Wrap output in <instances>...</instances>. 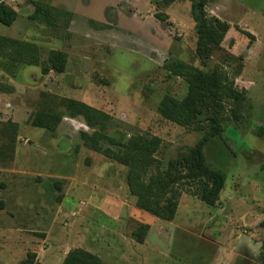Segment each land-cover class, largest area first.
Returning <instances> with one entry per match:
<instances>
[{
    "label": "rangeland",
    "instance_id": "rangeland-1",
    "mask_svg": "<svg viewBox=\"0 0 264 264\" xmlns=\"http://www.w3.org/2000/svg\"><path fill=\"white\" fill-rule=\"evenodd\" d=\"M2 1L19 16L12 25L0 23V33L37 42L41 61L0 57V264H62L75 247L105 264H263L264 0L209 2V13L231 26L210 57L198 53L189 0H40L71 10L69 28L32 20L33 0ZM52 49L68 53L65 72L52 70ZM171 58L207 73L223 68L249 107L239 120L228 102L224 131L203 149L226 174L217 202L200 198L198 182L179 180L177 214L168 221L137 206L128 166L88 147L81 135L94 129L64 102L107 112L105 132L119 140L160 136L157 156L167 168L206 135L158 110L166 94L188 93V83L165 68ZM44 110L63 115L55 132L33 125ZM141 224L150 225L143 243L134 235Z\"/></svg>",
    "mask_w": 264,
    "mask_h": 264
},
{
    "label": "trees",
    "instance_id": "trees-1",
    "mask_svg": "<svg viewBox=\"0 0 264 264\" xmlns=\"http://www.w3.org/2000/svg\"><path fill=\"white\" fill-rule=\"evenodd\" d=\"M176 0H165L172 3ZM193 2L195 20L199 34L198 53L210 57L216 47L224 41L230 23L209 13L207 6L211 0H189ZM34 11L30 18L50 25L69 28L73 20V12L69 9L55 6L40 0H33ZM19 12L12 5L0 2V23L12 25ZM165 21L167 14H156ZM109 24H101L100 28H108ZM254 37L249 31H245ZM0 57H6L25 65H39L41 47L37 42L23 40L0 33ZM68 53L52 49L49 62L53 71L65 72L68 63ZM165 68L173 75L184 79L188 85L185 98L179 99L166 94L160 101L158 110L168 120L195 130H206V135L188 152L173 159L167 168L162 166L158 158L163 139L158 135L133 134L126 140L109 136L105 130L111 116L94 106L75 99H65V105L70 115H83L88 125L94 129L92 133L82 132V138L88 147L104 156L128 166L127 183L130 193L137 198V206L151 212L155 216L171 221L177 214L180 192L179 180L187 183H199V196L210 205L217 202L226 181V174L213 167L206 159L204 147L212 137L221 135L224 131L223 122L228 116L225 111L231 106L236 119L244 117V111L249 107L247 95L239 91L234 80L223 68H216L207 73L200 67L182 59L171 58L165 62ZM63 115L52 111H39L33 118V125L46 128L51 132L57 130ZM259 136H264V125L258 130ZM106 140L109 145L104 144ZM264 169V164L263 167ZM264 226V220L262 221ZM150 229L149 224H141L134 235L138 242L143 243ZM264 264V252L261 257ZM23 264H33V260ZM62 264H105L103 259L83 248H72Z\"/></svg>",
    "mask_w": 264,
    "mask_h": 264
},
{
    "label": "crops",
    "instance_id": "crops-1",
    "mask_svg": "<svg viewBox=\"0 0 264 264\" xmlns=\"http://www.w3.org/2000/svg\"><path fill=\"white\" fill-rule=\"evenodd\" d=\"M13 84V83H12ZM13 85H15V84H13ZM15 87H17L16 85H15Z\"/></svg>",
    "mask_w": 264,
    "mask_h": 264
}]
</instances>
